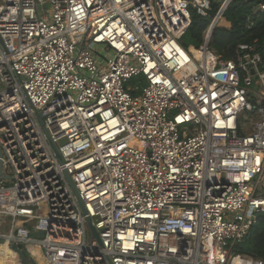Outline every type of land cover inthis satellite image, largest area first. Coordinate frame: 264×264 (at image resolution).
Wrapping results in <instances>:
<instances>
[{"label":"built area","instance_id":"2783aa9c","mask_svg":"<svg viewBox=\"0 0 264 264\" xmlns=\"http://www.w3.org/2000/svg\"><path fill=\"white\" fill-rule=\"evenodd\" d=\"M233 1L0 0V245L47 264H264L237 249L264 214V55L223 60L210 29L180 43L192 10Z\"/></svg>","mask_w":264,"mask_h":264},{"label":"trees","instance_id":"16d2710c","mask_svg":"<svg viewBox=\"0 0 264 264\" xmlns=\"http://www.w3.org/2000/svg\"><path fill=\"white\" fill-rule=\"evenodd\" d=\"M264 0H234L216 23L210 48L223 60L234 57L238 46L256 45L264 55ZM220 5L214 4L208 17L191 11L192 22L180 39L184 48H200ZM240 253L261 257L264 252V214L259 215L246 239L237 246Z\"/></svg>","mask_w":264,"mask_h":264},{"label":"water","instance_id":"95a60500","mask_svg":"<svg viewBox=\"0 0 264 264\" xmlns=\"http://www.w3.org/2000/svg\"><path fill=\"white\" fill-rule=\"evenodd\" d=\"M221 14H218L217 17L214 19L212 25H211V28H210V39H211V36H212V32L214 30V27L216 25V23L218 22L219 18H220ZM252 73L254 74V71H252ZM38 118L40 120V122L43 124V121H42V116L40 114H38ZM46 134L48 136V139H49V142L59 160V162L61 164H63V160L61 158V155L56 147V145L53 143V141L51 140V137L49 135V133L46 131ZM2 167H3V161H2V152L0 150V179H6L7 177L4 175L3 173V170H2ZM66 178L68 180V183L73 191V193L75 194V196L77 197L78 201H79V204L83 210V213L85 215H87V212L85 210V206H84V203L81 201V198L79 196V193H78V190L76 188V185L72 179V176L66 172ZM87 224H88V228L91 232V235L94 239L97 240V242L99 243L100 246H102V240L100 238V235L99 233L97 232L96 228L94 227L93 225V222H92V219L87 216ZM1 243H3V240L1 241ZM10 249L16 254V264H37L36 261L34 260V258L28 253V251L26 250V248H24V246L22 244H18V245H14V244H11L10 246Z\"/></svg>","mask_w":264,"mask_h":264},{"label":"bare ground","instance_id":"6f19581e","mask_svg":"<svg viewBox=\"0 0 264 264\" xmlns=\"http://www.w3.org/2000/svg\"><path fill=\"white\" fill-rule=\"evenodd\" d=\"M38 248L39 247L31 248L33 254L37 257L38 261L41 264H47V259L44 255L43 249ZM40 250H42L43 256L40 254ZM16 261V254L8 247V245L6 243L0 245V264H16Z\"/></svg>","mask_w":264,"mask_h":264},{"label":"rangeland","instance_id":"374dc122","mask_svg":"<svg viewBox=\"0 0 264 264\" xmlns=\"http://www.w3.org/2000/svg\"><path fill=\"white\" fill-rule=\"evenodd\" d=\"M50 9H51V6H50V4L49 3H47L45 6H44V13H43V18L44 19H46V17H47V15L49 14V11H50ZM47 20V19H46ZM255 80H257V77H254L253 79H252V83H253V85L255 84ZM138 84H139V80H137V79H133V80H131L130 82H129V84L127 85V87H133V88H137L138 87ZM142 85H140L139 86V88L141 87ZM253 88L255 89V91H257V87L254 85L253 86ZM246 123H248V121L246 120L245 121V124ZM10 186H12V182L11 183H9V186L8 187H10ZM6 219V224H4L3 226H1V228H0V230H1V234H8V232H9V230H10V224H9V218H3V220H5ZM3 228V229H2ZM33 236L34 237H37V238H42L44 235L42 234V233H34L33 234ZM91 236L89 235L88 236V240L90 241L91 240ZM34 259L36 260V263L37 264H41L39 261H38V259H37V257L35 256L34 257Z\"/></svg>","mask_w":264,"mask_h":264},{"label":"crops","instance_id":"0c3cea01","mask_svg":"<svg viewBox=\"0 0 264 264\" xmlns=\"http://www.w3.org/2000/svg\"><path fill=\"white\" fill-rule=\"evenodd\" d=\"M1 228V227H0ZM3 229V228H2ZM0 232H1V230H0ZM38 249H41L40 247L38 248ZM40 252V254L43 256V253H42V250H40L39 251ZM35 260V259H34ZM36 261V260H35ZM43 264H46V263H43Z\"/></svg>","mask_w":264,"mask_h":264}]
</instances>
